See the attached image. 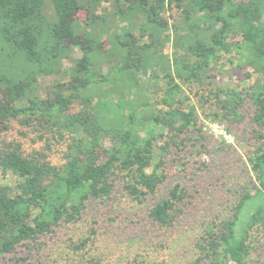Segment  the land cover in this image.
Listing matches in <instances>:
<instances>
[{
    "label": "trees",
    "instance_id": "obj_1",
    "mask_svg": "<svg viewBox=\"0 0 264 264\" xmlns=\"http://www.w3.org/2000/svg\"><path fill=\"white\" fill-rule=\"evenodd\" d=\"M100 3L112 14L97 15ZM81 11L87 26L115 19L109 49L99 38L82 40L69 80L51 83L45 97L19 75L6 80L5 72L31 67L41 74L60 58L65 39L82 30L66 17ZM0 44L7 59L0 66V137L16 122L47 139L40 140L44 152L28 153L19 141L0 140V262L62 224L81 222L90 204L111 200L118 187L127 203H149L137 225L157 236L181 227L194 191L174 167L192 151L206 157L198 172L237 161L233 145L208 140L203 122L211 121L248 139L242 164L250 180L235 190L225 218L202 223L185 249L194 259L184 264H249L253 233L264 236V0H0ZM222 57L249 69L252 84L215 83ZM150 87L160 91L155 98ZM49 141L65 143L59 165L47 159ZM249 203L253 210L242 217ZM94 235L88 230L72 250L83 252ZM133 237L141 252L113 264H155L143 251L160 252L169 242ZM82 259L69 264H109L101 255Z\"/></svg>",
    "mask_w": 264,
    "mask_h": 264
},
{
    "label": "rangeland",
    "instance_id": "obj_2",
    "mask_svg": "<svg viewBox=\"0 0 264 264\" xmlns=\"http://www.w3.org/2000/svg\"><path fill=\"white\" fill-rule=\"evenodd\" d=\"M45 1L48 4L49 0ZM105 9L112 14L113 9L109 3H100L95 8L96 14L100 16ZM166 16H168V13ZM86 17L87 14L84 11L66 17L68 21H77L81 25L82 30L76 36H70L65 39L66 50L63 55L54 60L50 66L44 68L41 74L31 67H27L26 69L16 70V72H5L6 80L8 82L15 81L17 80V75H19L30 88L37 91L39 96L45 97L47 87L51 83L57 80L66 82L69 80L67 72L72 62L81 55L80 42L82 40L88 37L99 38L103 41V49H109L110 45L106 44V37L111 31L116 29L115 19L108 17L102 25L87 26ZM171 33L173 38L174 31ZM0 49L2 51L1 44ZM1 51L0 66H3L4 61H7V59H4V52ZM170 51L171 43H168L166 44L165 52L169 53ZM103 59L106 65L111 63L109 56L104 55ZM215 70L214 82L217 84H242L245 86L246 83L252 84L253 82V79H245V73L249 72V69L236 67V61L233 65H230L227 63L226 58L222 57ZM141 79L147 80L143 75ZM155 86H160L161 88L159 83H155ZM159 93V90H154L153 87H150L148 96L155 98ZM1 96L2 90L0 89V98ZM103 97L106 98L107 96ZM110 97L114 102L115 97ZM119 113L117 111L116 114ZM203 131L206 132L208 140H211L212 143L223 140L226 144L233 145L236 152L235 160L237 161L232 165L222 163L217 168L201 169L198 172V162H202L206 157L203 155V151L200 157L194 155L195 153L192 151L193 156L182 159L174 167L178 180L194 191V202L188 214V219L180 223L181 227L173 231H163L160 236H157L156 231L151 230V227L137 225L136 222L139 219L135 218V216L140 215L139 218H143L142 214L145 213V208L149 203L141 206L136 205L134 202L127 203L129 200L128 196L126 197L124 192H120L121 188L118 187L111 200L90 204L81 222L71 225L62 224L60 227L55 228L53 233L47 234L37 242L29 244L28 247L22 246L18 248L14 253L2 260L0 264H69L83 260L82 258L97 257L98 255H101L109 264L123 260L127 261L132 258V255L141 252L138 250L139 247L132 243L135 241L134 232L141 235L145 240L151 237L154 242L169 238L168 245L160 252H155L146 247L143 252L148 261L155 262V264H184L192 262L194 259L192 254L188 253V250L185 251V249L193 235L200 231L199 228L204 221L210 220L214 216H218L219 219L225 218L228 215L229 208L237 201L235 190L245 183L247 184L250 180L249 175L245 174V168L242 164L247 159L248 148L244 140L248 139L240 136L234 128L227 131L224 125L211 121L203 122ZM39 136L40 134L33 131L32 128L24 130L16 122H13L11 130L2 135L0 140L21 142L25 153L32 150L44 152L45 141L40 140L47 139ZM49 143L54 146L50 152L45 153L47 159L53 165L61 164L63 162L65 143L52 141H49ZM230 154L232 155L233 153ZM225 155L228 156V154ZM217 179L219 181L216 183L215 180ZM227 190L229 192L225 195ZM252 210V203L246 204L242 210V217L252 212ZM187 222L194 229L185 231L184 224L186 225ZM88 230L95 232L92 240L93 244L82 250L83 252L72 250V244L76 243ZM258 233H253V237L257 240V246L248 258L247 262L249 264H256L264 258V239H261L264 236L261 235L262 233ZM184 259L187 261H184Z\"/></svg>",
    "mask_w": 264,
    "mask_h": 264
}]
</instances>
